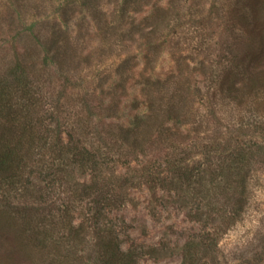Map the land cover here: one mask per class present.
I'll return each instance as SVG.
<instances>
[{
    "label": "rangeland",
    "instance_id": "obj_1",
    "mask_svg": "<svg viewBox=\"0 0 264 264\" xmlns=\"http://www.w3.org/2000/svg\"><path fill=\"white\" fill-rule=\"evenodd\" d=\"M99 1V11L111 20L118 7L105 0ZM155 1L162 5L167 3V0H152ZM232 2L234 5V0H201L200 6L194 9L202 26L204 24L208 30H204L202 37L207 46L214 48V51L205 52L208 55L213 53L211 58L229 54L224 47L227 46L225 41L230 39L227 30L232 24ZM179 4L176 6L182 7L179 9L181 13L192 10L186 9V0H180ZM21 6L14 9L12 0H0V78L10 77L6 69H12L19 56L24 57L23 68L17 75L19 86L10 93L13 110L17 112L14 116L19 120L16 133L20 134V127L25 122L35 127L34 132L40 127L48 129L42 136L49 141L42 139L39 149L42 157L52 163L59 151L68 153L67 147L76 145L80 151L85 146L98 154L96 158L100 159V165L97 170L87 167L76 171L74 182H98L106 193L109 191L112 200H103L102 212L98 213L92 199L94 196L82 197L81 191L80 194L74 191L76 186L66 182V173L57 174V167L53 166L50 170L56 174L46 177L45 183L41 182L43 178L37 181L38 174L31 178L33 184L26 197L11 188L2 189L0 264H129L130 259L125 257L124 251L136 248L142 253L152 246H167L174 255L154 259L141 254L136 264H180L181 246L192 238L213 232V228L210 225L205 227L204 223L193 218L196 206L192 209L189 205L184 207L174 203L171 195L175 192L170 195L160 186L152 188L148 177L162 168H166L163 176H169L170 171L164 165L167 155L178 160L185 157L183 166L189 165L190 168H203L215 162L216 155L207 154L206 140H202L205 136L211 137L213 131L196 132L193 123L182 125L167 120V126L172 129L168 135H173L172 139L167 140L166 136L154 138L141 148L125 144L121 139L122 127L132 125L136 115L146 111L144 105L136 101L145 99L152 88L143 83L145 79L140 75L146 63L143 58L148 54L146 50L143 52L137 48L135 42L123 47L118 37L106 42L101 39L92 20L81 22L78 19L81 26L78 29L75 15L88 18V13L79 4L68 9L66 0H31ZM144 9L135 16L141 18L147 10H152L149 6ZM7 17L12 22L11 29L7 28ZM172 20L170 28L163 31L165 42L161 48L159 46L160 55L155 61V75L162 79L177 71L175 58L189 52L196 53L195 46L202 39L199 36L190 40L186 35L190 25H181V19L176 17ZM179 38L182 42L174 49ZM50 46H53L52 51ZM173 51H176L175 56ZM124 60L129 61L123 67ZM201 80V76L193 73L190 90L201 88ZM193 92L191 119L197 117V112L209 111V107L202 105L199 95ZM135 105L139 107L135 108ZM231 109L222 106L216 117L226 124L233 119L232 116L237 119L239 113ZM246 110L242 111V115H247L245 120L251 114ZM7 113L1 111L0 119ZM207 118L214 127L212 114L209 113ZM54 128L59 129L61 135L52 150L50 142L57 140L56 133L52 134ZM25 134L26 140L37 147L38 142H34L37 136L31 139V133ZM36 134L40 132L36 131ZM68 155L73 159L72 153ZM159 164L161 168H157ZM28 170L23 169L24 178ZM219 190L216 195L213 189L209 202L214 206L213 216H224L227 220L233 209L228 200L231 192ZM40 192L46 200L42 211L36 212L35 197ZM51 209L56 221H64L65 227L62 222L53 225ZM95 218H99L98 221ZM68 222L73 226L82 225L75 240L67 239ZM106 243L112 246L107 253L98 245ZM197 264H264V164L254 166L248 181L245 209L218 237V251Z\"/></svg>",
    "mask_w": 264,
    "mask_h": 264
},
{
    "label": "trees",
    "instance_id": "obj_2",
    "mask_svg": "<svg viewBox=\"0 0 264 264\" xmlns=\"http://www.w3.org/2000/svg\"><path fill=\"white\" fill-rule=\"evenodd\" d=\"M12 1L14 9H20L22 4L26 6L31 2V0ZM105 2L118 7L114 10L111 20L106 18L104 12L99 11V0H66V6H69L68 9H70L74 4H79L88 13L87 19L84 16L75 15L78 29H81L78 19L81 22L83 20L91 22L92 20L101 39H105L106 42L110 43L111 39L114 41V37L115 39L118 37V42L122 43L121 46L125 47L126 43L133 44L135 42L137 48L143 52L146 50L148 53L143 55L146 63L140 75L143 80L145 79L143 83L152 88H150L151 90L148 88L149 92L145 99L136 101L140 105L143 104L146 111L142 110L136 115L132 125L122 127L121 139L124 143L141 148L145 142L153 141L154 138L161 139L166 136L167 140L172 139L173 135H168L172 129L167 126V120H173L182 125L193 123L196 132L213 131L211 137L205 136L202 140H206L204 148H206L207 154L214 153L216 155L215 162H211L203 168L200 166L190 168L189 165L183 166L185 157L178 160L167 155L164 165L170 171L169 176H163V170L166 168H162L153 175L150 173L148 177L152 188L160 186L170 195L171 192H175L173 196L171 195L174 203L184 207L189 205L192 209L196 206L193 218L204 223L205 227L210 225L213 228V232L208 231L205 236L192 238L181 246L180 264H197L205 257H213L218 251V237L245 209L248 181L253 174L254 166L264 164V0H234V5L233 2L231 3L233 5L232 21H230L232 24L227 30V37L230 39L225 41L227 46L224 47L229 54L221 57L218 54L214 58H211L213 53L205 54L207 50L214 51V48L207 46L204 37H202L204 30H208L203 27L204 24L202 26V20L194 10L200 6L201 0H186V9H192L189 13H181L179 9L182 7L176 6L180 0H167L166 5L157 3L158 1L153 3L152 0H105ZM145 6H149L152 10H147L145 15L137 18L135 14L140 13ZM97 11L100 12L99 16ZM173 17L181 19L180 24L183 26L190 25L189 31L186 33L187 37L190 36V40L199 36L202 39L200 38L198 45L195 46L196 53L189 52L178 55L180 60L175 58L178 63L177 71L162 79L161 76L155 75V61L160 55L159 46L161 48L165 42L166 35L163 31L170 28ZM182 19L184 20L182 21ZM6 25L8 29L13 26L8 17ZM181 42L180 38L177 39L173 48H178ZM52 47H49L51 51ZM175 54L176 51H173L174 56ZM128 61L124 60L122 66H126ZM23 64L24 57L19 56L13 68L6 69L11 76H7L5 79L0 78V114L1 111H8L7 115H1L3 118L0 119L8 120L0 122V191L11 188V191L21 192V195L26 197L33 184L31 178L38 174L37 181L39 182L43 178L41 182L45 183L46 177L56 174L50 170V167L53 166L57 167V174L66 173L68 176L66 182L69 181L76 186L74 191L77 190L79 194L82 192V197L94 196L92 199L95 207L98 209V213H101L103 200H112L109 191L106 193L98 182L91 181L82 184L74 182L76 171L87 169V167L96 169L100 165V159L96 158L98 154L85 146L80 151L76 145L71 148L67 147L66 152L68 153L59 151L56 160L52 163L42 157L43 154L39 149L42 139L45 138L47 143L49 141L47 137L42 136L48 129L38 128L36 131L40 134L37 135L36 131H33L35 127L25 122L20 127V134L16 133L15 126H18L16 123L19 120L14 116L17 112L13 110L10 93H13V90L19 86L20 79L17 75L19 69L23 68ZM193 73L202 77V87H197L193 90L194 92L190 90ZM172 86L175 87L171 89ZM192 92L199 95L204 107H209L208 112H197V117L193 119H191L190 113V109L194 106ZM222 106H229L234 113L236 110L239 113L237 119L232 116L233 119L226 124L221 118L216 117L217 110L222 109ZM136 107L139 106L135 105ZM244 109L251 113L246 120L247 115H242ZM11 110L13 113H10ZM209 113L214 118V127L207 121ZM27 132L31 133L29 136L31 139L37 136L34 139V142H38L37 147L33 142L29 143L26 140L24 134ZM53 132L56 133L57 140H53L54 143L50 142L52 150L61 135L59 129L54 128L52 134ZM35 150L37 151L35 152ZM33 153H36V156ZM71 153L73 159H70L72 156L68 155ZM24 168L29 169L25 178L22 172ZM157 168H161V164ZM213 189H215L216 195L220 191L219 189L231 192L228 200L233 209L227 220L224 216H213L214 206L209 202ZM41 192L37 197L34 196L37 202L34 209L36 212L42 211L46 200ZM50 213L51 220L55 221L53 225L61 224V222L63 226L65 225L64 221H56L52 209ZM68 224L67 239L75 240L81 233L82 225L73 226L71 222ZM98 245L102 246L105 253L112 247L111 243ZM167 248V246H152L142 253H138L136 248H131L124 251L123 254L130 259L129 264H136L137 258L141 254H148L154 259L172 257L174 252L168 251Z\"/></svg>",
    "mask_w": 264,
    "mask_h": 264
}]
</instances>
